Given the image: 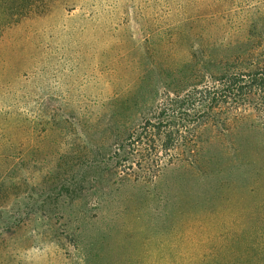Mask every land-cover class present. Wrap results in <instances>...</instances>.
Here are the masks:
<instances>
[{
  "label": "trees",
  "instance_id": "obj_1",
  "mask_svg": "<svg viewBox=\"0 0 264 264\" xmlns=\"http://www.w3.org/2000/svg\"><path fill=\"white\" fill-rule=\"evenodd\" d=\"M40 2L37 19L45 10ZM32 3L2 1L0 28L29 13ZM100 5L109 12L104 18L111 19L104 33L129 27L131 22L147 33L146 46L135 41L114 56L142 50L151 66L144 63L135 79L118 78L121 91L114 97L92 96L84 92L89 85L98 90L109 84L101 76L108 62L99 61L82 71V76L71 81L67 77L58 107L48 105L43 110L39 106L37 112L31 111L34 114L13 112L12 131L7 125L0 126V156L4 158L0 166L6 164L8 155L21 170L27 160L37 162L39 177L32 187L37 189V221L43 220L44 226L51 225L57 211L49 208L47 213L45 205L59 204L61 198L69 205L91 193L100 199L99 189L106 185L113 189H179L188 184L185 177L206 179L201 189L227 188L231 187L228 179L234 178V183L238 170L248 169L246 159L264 157V0H106ZM191 24L200 29L196 36L203 47L197 50L183 42ZM173 29L181 30L182 36L173 34ZM166 39L184 44L182 50L174 46L178 55L173 51L170 61L162 60L171 50ZM96 68L101 73L93 72ZM44 69L47 74L50 65ZM48 85L52 88L53 83ZM0 111V120L7 121L11 110L2 107ZM79 120L89 123L78 128ZM9 172L6 166L3 175ZM167 172L175 176L173 183L163 180ZM80 211L81 222L92 229L90 218L95 213L86 214V208ZM11 223L1 218L0 234ZM75 229L79 230L77 237L85 234L81 225ZM104 235L96 230L92 240ZM73 241L81 253L84 243ZM230 243L238 245L237 238L232 236ZM243 247L249 252L256 249L254 243ZM249 252L232 253L222 258V264H264V252Z\"/></svg>",
  "mask_w": 264,
  "mask_h": 264
},
{
  "label": "rangeland",
  "instance_id": "obj_2",
  "mask_svg": "<svg viewBox=\"0 0 264 264\" xmlns=\"http://www.w3.org/2000/svg\"><path fill=\"white\" fill-rule=\"evenodd\" d=\"M105 1L41 0L45 10L37 19V0H32L29 13L14 17L0 28V109L11 110L10 118L1 119L0 126L7 125L12 131L13 112L35 113L39 106L43 110L48 105L58 107L67 77L71 81L82 76V71L99 61L108 62L101 76L109 79V84L98 90L89 85L90 91L84 92L92 96H115L121 91L118 78L135 79L144 63L151 66L149 58L146 62L137 48L125 56H114L135 41L146 46L143 38L147 33L144 35L141 25L133 22L104 33L111 20L104 18L109 12L101 10L104 5L100 3ZM2 9L0 4V23ZM188 29L189 37L183 42L193 50L203 47L196 36L199 27L191 24ZM173 34L180 37L182 31L173 29ZM183 42L168 43L166 39L171 50L162 60L170 61L173 51L178 55L176 49L182 50ZM105 52L107 57L103 56ZM80 61H88V67L81 66ZM47 64L51 70L44 74ZM97 69L93 72L101 73ZM87 123L80 121L78 128H85ZM6 158V164L0 166V188L4 187L0 189V219L7 217L12 223L0 234V264H222L226 256L249 252L243 247L248 243L256 247L250 255L264 252V157L246 159L250 162L248 169L238 170L234 183V178L228 179L231 187L227 188L201 189L199 185H207L206 179L185 177L188 184L179 189H113L103 185L100 199L91 193L89 198H77L69 205L61 198L59 204L45 205L47 213L49 208L57 209L47 226L43 220L37 221V189L32 187L39 177L37 162L27 160L21 170L11 160L12 155ZM6 166L13 170L4 176ZM163 180L173 183L176 178L167 172ZM85 190L90 193V189ZM85 208L86 214L95 213L90 218V230L81 222V211L77 212ZM77 225L85 232L81 238L76 236L79 230H74ZM96 230L104 231L103 239L92 240ZM232 236L238 245L230 243ZM75 239L84 243L81 253L72 244Z\"/></svg>",
  "mask_w": 264,
  "mask_h": 264
}]
</instances>
